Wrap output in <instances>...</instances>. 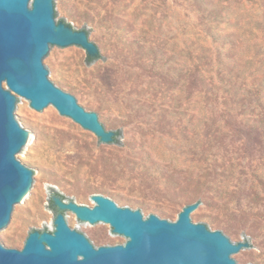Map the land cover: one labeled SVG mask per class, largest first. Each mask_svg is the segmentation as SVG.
Segmentation results:
<instances>
[{"label": "rangeland", "instance_id": "374dc122", "mask_svg": "<svg viewBox=\"0 0 264 264\" xmlns=\"http://www.w3.org/2000/svg\"><path fill=\"white\" fill-rule=\"evenodd\" d=\"M60 11L107 57L60 50L54 82L120 138L106 147L25 103L22 118L43 134L25 161L47 173L11 247L54 230V192L89 207L101 194L170 221L210 202L200 223L252 243L242 264H264V0H65ZM86 232L100 246L126 242L112 228Z\"/></svg>", "mask_w": 264, "mask_h": 264}, {"label": "water", "instance_id": "95a60500", "mask_svg": "<svg viewBox=\"0 0 264 264\" xmlns=\"http://www.w3.org/2000/svg\"><path fill=\"white\" fill-rule=\"evenodd\" d=\"M64 2L0 0V264H242L238 258L255 247L200 223L210 202L200 208L199 202L190 203L170 221L123 207L115 195H94L93 207L53 195L54 230H34L21 249L11 247L19 208L38 197L43 185L38 175L47 173L25 161L43 134L22 118L24 104L41 114L57 109L106 147L120 138L103 113L90 111L78 95L54 82L60 50L99 53L97 61L107 57L89 32L62 21ZM105 228L126 242L100 246L86 232Z\"/></svg>", "mask_w": 264, "mask_h": 264}, {"label": "trees", "instance_id": "16d2710c", "mask_svg": "<svg viewBox=\"0 0 264 264\" xmlns=\"http://www.w3.org/2000/svg\"><path fill=\"white\" fill-rule=\"evenodd\" d=\"M65 23H66V22H65ZM67 24L70 25L69 23H67ZM99 55H100L99 53H98V55H96L95 57H92V56H89V55H88V61H89V62H92V61L96 60V59L99 57ZM120 133H121L120 130H119V131H116V132H115V137L119 136ZM53 195H60L63 199H65V197H64L62 194H60L59 192H54V193L51 195V197H50L51 207L56 211V214H57L58 209H57V206L54 205V201H53V199H52Z\"/></svg>", "mask_w": 264, "mask_h": 264}]
</instances>
